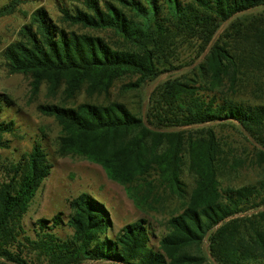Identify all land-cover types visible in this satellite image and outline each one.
Masks as SVG:
<instances>
[{
  "label": "trees",
  "instance_id": "16d2710c",
  "mask_svg": "<svg viewBox=\"0 0 264 264\" xmlns=\"http://www.w3.org/2000/svg\"><path fill=\"white\" fill-rule=\"evenodd\" d=\"M19 2L0 5V18L14 14ZM78 2L61 5L58 22L45 9L34 12L5 49L6 66L33 79L34 96L47 83L54 91L64 86L67 101L83 90L90 100L104 98L40 106L61 127L58 156L100 164L140 209L162 208L161 191L180 207L158 248L145 219L110 238V212L89 194L70 202L67 222L62 213L39 220L33 239L23 219L53 169L43 145L35 143L22 161H9L0 183V264H34L24 257L28 248L47 264H264V188L221 187L229 159L214 129L233 124L264 146V77L260 104L237 101L252 76L264 75V15L244 17L264 0ZM187 46L198 57L208 51L206 57L193 78L162 84L145 115L110 100L116 82L137 77L126 91L141 89ZM15 126L14 120L0 122V149L10 148L4 136ZM256 152L264 166V150ZM186 173L194 179L190 193ZM61 226L73 236L59 238Z\"/></svg>",
  "mask_w": 264,
  "mask_h": 264
},
{
  "label": "rangeland",
  "instance_id": "374dc122",
  "mask_svg": "<svg viewBox=\"0 0 264 264\" xmlns=\"http://www.w3.org/2000/svg\"><path fill=\"white\" fill-rule=\"evenodd\" d=\"M14 0H1V7L11 4ZM78 0H21L14 14L0 18V98L3 100L0 110V122L14 120L15 133L5 135L9 141V149H0V183L5 180L6 167L9 161H22L24 155L31 151L35 143H41L53 165L49 178L38 191L28 214L23 219V227L29 237L35 238L36 223L41 219L51 220L62 213L65 222L71 215L70 202L81 194H89L103 203L110 212L113 228L108 236L114 238L125 226L145 219L154 234L152 245L159 247V240L168 233V220L171 214L180 207L173 198L162 191L165 197L162 208L149 210L140 209L129 197L126 188L110 180L104 168L79 156L60 157L57 154L58 138L61 127L55 118L43 115L39 108L42 105L77 106L86 102H104V98L90 100L83 90L74 101H67L64 86L52 90L49 84L43 83L39 93L33 95V79L30 76L11 74L3 57L5 49L13 43L22 27L31 22V16L38 9H45L56 22L60 18L59 7L66 5L72 8ZM264 15V7L252 10L244 17ZM225 28V27H224ZM105 36L104 34H98ZM110 42H115L111 37ZM208 52V51H207ZM207 52L198 57L196 51L187 46L170 58V64L164 65V73L158 79L147 82L141 89L126 91L129 84H135L137 77L127 76L115 83L110 92V100L118 101L136 114L145 115L151 105L158 88L169 80L193 78L196 67L204 60ZM163 67V66H162ZM264 75L252 76L247 92L237 101L253 105L261 103L259 87H262ZM227 84V80L225 81ZM228 88V84L226 85ZM209 96L208 93L205 94ZM9 99V103L5 102ZM221 149L229 159L228 167L220 177L222 188H240L254 186L264 188V166L259 165L256 149L264 150V146L252 138H246L235 125L214 127ZM234 157L240 159L234 163ZM239 165V166H238ZM184 182L189 185V193L193 188L194 179L186 173ZM158 207V206H157ZM74 231L61 226L55 234L69 239ZM24 257L34 264H47L46 260L33 248H28Z\"/></svg>",
  "mask_w": 264,
  "mask_h": 264
}]
</instances>
